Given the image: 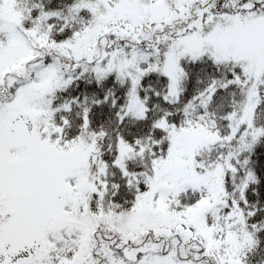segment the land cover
<instances>
[{
    "label": "snow or ice",
    "instance_id": "6c2138e0",
    "mask_svg": "<svg viewBox=\"0 0 264 264\" xmlns=\"http://www.w3.org/2000/svg\"><path fill=\"white\" fill-rule=\"evenodd\" d=\"M0 264H264V0H0Z\"/></svg>",
    "mask_w": 264,
    "mask_h": 264
}]
</instances>
